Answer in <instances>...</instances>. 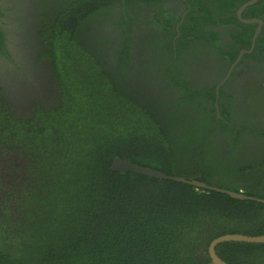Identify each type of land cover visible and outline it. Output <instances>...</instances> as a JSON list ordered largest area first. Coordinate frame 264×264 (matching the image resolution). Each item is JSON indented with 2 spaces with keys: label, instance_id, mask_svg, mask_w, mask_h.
Wrapping results in <instances>:
<instances>
[{
  "label": "trees",
  "instance_id": "trees-1",
  "mask_svg": "<svg viewBox=\"0 0 264 264\" xmlns=\"http://www.w3.org/2000/svg\"><path fill=\"white\" fill-rule=\"evenodd\" d=\"M69 43L62 40L63 51ZM100 75L75 74L48 119L52 130L41 124L35 134L40 179L0 205V264H212L213 239L264 235V202L111 170L119 158L264 199V190H253L264 188V158L223 163L216 145L201 146L209 130L229 136L240 125L216 121L213 103L194 104L196 113L181 116L176 107L133 98ZM239 142L238 136L233 148ZM214 249L228 264H264V243L231 241Z\"/></svg>",
  "mask_w": 264,
  "mask_h": 264
},
{
  "label": "flooded vegetation",
  "instance_id": "flooded-vegetation-1",
  "mask_svg": "<svg viewBox=\"0 0 264 264\" xmlns=\"http://www.w3.org/2000/svg\"><path fill=\"white\" fill-rule=\"evenodd\" d=\"M96 71L181 116L213 103L216 121L241 129L209 130L201 146L223 163L264 158V0H0V205L40 179L35 134L53 127L75 74Z\"/></svg>",
  "mask_w": 264,
  "mask_h": 264
},
{
  "label": "water",
  "instance_id": "water-1",
  "mask_svg": "<svg viewBox=\"0 0 264 264\" xmlns=\"http://www.w3.org/2000/svg\"><path fill=\"white\" fill-rule=\"evenodd\" d=\"M111 170L116 171V172H124V173L131 172V173L148 176V177L155 178V179L182 182V183L190 184L192 186H196V187L203 188V189H211V190H215V191H219V192H225L230 197L235 198V199H239V200L255 199V200L264 202V200H260V199L252 198L251 196L244 195L241 191L240 192H233V191H229V190L226 191V190H221V189L216 188V187H209L205 183L199 182V181H196L193 179L192 180H185L184 178L171 177V176L165 175L162 172L156 171L154 169L138 166V165L132 164L126 160L119 159V158H114L112 160ZM231 241H233V242H246V243H264V235L244 236L241 234H228V235H223V236H220V237L213 239L209 243V246H208V254L210 256L212 264H228L225 261H223L219 256L216 255L214 248L220 243L231 242Z\"/></svg>",
  "mask_w": 264,
  "mask_h": 264
}]
</instances>
